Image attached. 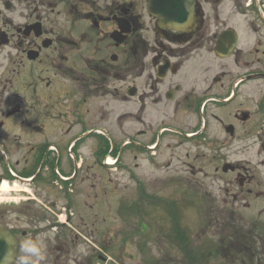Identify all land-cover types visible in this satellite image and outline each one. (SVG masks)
Masks as SVG:
<instances>
[{"label": "flooded vegetation", "instance_id": "obj_1", "mask_svg": "<svg viewBox=\"0 0 264 264\" xmlns=\"http://www.w3.org/2000/svg\"><path fill=\"white\" fill-rule=\"evenodd\" d=\"M192 2L180 31L149 15L150 0H0V229L11 238L9 264H132L101 255L107 218L124 221L132 237L131 214L114 217L112 201L100 198L113 184L100 169L119 163L128 186L190 189L192 217L203 205L201 218L218 213L225 227L262 222L257 233L228 237L222 264L233 252L246 255L242 264L264 253V0ZM92 100L125 111L116 117ZM107 156L113 167L102 166ZM141 198L182 203L144 190ZM26 241L41 246L43 260L23 251Z\"/></svg>", "mask_w": 264, "mask_h": 264}, {"label": "rangeland", "instance_id": "obj_2", "mask_svg": "<svg viewBox=\"0 0 264 264\" xmlns=\"http://www.w3.org/2000/svg\"><path fill=\"white\" fill-rule=\"evenodd\" d=\"M118 85L119 83H116L117 87ZM91 102L92 105H102L104 109H109L112 115L116 117L125 111L119 105V102H111L107 106L103 102L94 100ZM58 106L60 108L63 107L62 99L59 100ZM58 106H55L54 109H57ZM120 123H122L121 128L123 129L124 119ZM122 129L118 127L116 132V136L120 140L124 138ZM86 141L83 146L86 145ZM121 160L123 161V159ZM119 166L121 168L115 170L116 172L109 171V174L104 172H107V170L100 169L101 179L106 182L110 179L113 182L112 187L108 186L101 189L100 198L102 203L112 201L111 203L114 206H112L111 214L114 217H116L118 211L113 207H117L116 203L119 198L124 199L125 206L132 213L130 220L132 237H127L124 221H110L112 218L109 217L107 221L101 224V245L106 248L102 249V251L111 258V261L132 262V264H141L143 262L154 264H184L192 261H195L196 264H222V256H225L223 246L229 242L228 237L231 234L238 239L241 236L239 235L240 231H245V235L251 234L248 230H252L255 233L259 232L262 222H257L256 227H252L250 223L242 222V224L235 223L229 228L225 227V221H221L218 213L216 217L219 220L207 221L202 219L200 214L203 212V205L198 206L196 217H192L190 215L192 212L191 207L186 204L189 197H193V195L187 194L190 192V189L181 191L179 195L177 190L167 186L156 185L153 189L152 187L150 189L143 188L146 191V195L150 197L170 198L171 201L182 198V203H178L176 206L172 202L169 203L171 211L166 206L147 204L137 194L141 186L138 187L134 182L130 184L131 186H128L129 181L124 173L125 166L121 163H119ZM142 166L144 165L142 164ZM144 167L151 169L147 165ZM113 186H117L116 191L114 189L110 191ZM109 191L110 195H108ZM205 207L207 209L206 205ZM105 229H109L110 233L105 232ZM178 231L186 235V238L182 239L186 243H181V240L178 238H176L177 240L174 239L175 233ZM255 235L253 233V236ZM237 254L236 252L230 253V260L234 261L231 262L232 264H242L246 258V255L243 258L242 255L238 256ZM247 256L251 257V254L248 253ZM254 264H264L263 252L256 253Z\"/></svg>", "mask_w": 264, "mask_h": 264}, {"label": "water", "instance_id": "obj_3", "mask_svg": "<svg viewBox=\"0 0 264 264\" xmlns=\"http://www.w3.org/2000/svg\"><path fill=\"white\" fill-rule=\"evenodd\" d=\"M149 10L151 15L156 16L172 28L183 29L190 21L192 10L191 0H150ZM12 242L7 234L0 231V264L11 262Z\"/></svg>", "mask_w": 264, "mask_h": 264}, {"label": "clouds", "instance_id": "obj_4", "mask_svg": "<svg viewBox=\"0 0 264 264\" xmlns=\"http://www.w3.org/2000/svg\"><path fill=\"white\" fill-rule=\"evenodd\" d=\"M22 249L24 252L29 253L32 256L36 257L37 261L44 259L41 246H38L33 241H26L25 244L22 245ZM25 264H27V261H25Z\"/></svg>", "mask_w": 264, "mask_h": 264}, {"label": "bare ground", "instance_id": "obj_5", "mask_svg": "<svg viewBox=\"0 0 264 264\" xmlns=\"http://www.w3.org/2000/svg\"><path fill=\"white\" fill-rule=\"evenodd\" d=\"M111 163V162H110Z\"/></svg>", "mask_w": 264, "mask_h": 264}]
</instances>
